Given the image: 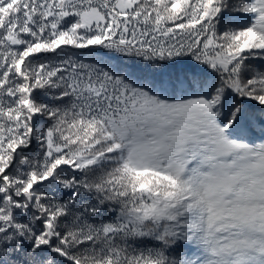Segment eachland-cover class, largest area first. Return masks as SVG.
<instances>
[{"label":"snow or ice","instance_id":"1","mask_svg":"<svg viewBox=\"0 0 264 264\" xmlns=\"http://www.w3.org/2000/svg\"><path fill=\"white\" fill-rule=\"evenodd\" d=\"M0 264H264V0H0Z\"/></svg>","mask_w":264,"mask_h":264}]
</instances>
